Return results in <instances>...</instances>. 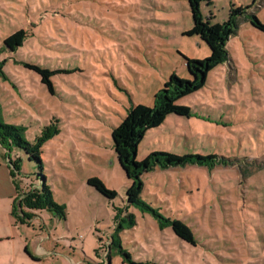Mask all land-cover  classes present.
I'll use <instances>...</instances> for the list:
<instances>
[{"label":"rangeland","instance_id":"374dc122","mask_svg":"<svg viewBox=\"0 0 264 264\" xmlns=\"http://www.w3.org/2000/svg\"><path fill=\"white\" fill-rule=\"evenodd\" d=\"M230 4L251 7L248 13L264 24V0H213L212 7H201L220 23ZM191 27L188 0H0L2 120L24 126L29 142L53 120L59 129L42 147L41 166L53 201L66 206V220L39 211L30 229L44 247L57 245L51 264H126L121 254L107 258L106 251L112 206L124 205L128 186L111 131L131 106L152 107L170 75L189 77L183 57L209 55L197 36L184 35ZM21 29L22 46L6 50L3 40ZM227 47L232 64L212 70L201 90L177 102L191 116L170 115L148 131L136 161L157 151L237 160L229 167L187 165L143 174L145 203L185 224L196 243L130 207L136 224L119 236L132 260L264 264V33L242 20ZM24 63L61 71L50 77L53 94ZM10 156L21 159L17 178L25 188L39 173L37 164L17 148ZM7 158L0 145L4 180ZM239 164L251 175L242 176ZM92 177L117 196L110 201L89 187Z\"/></svg>","mask_w":264,"mask_h":264},{"label":"trees","instance_id":"16d2710c","mask_svg":"<svg viewBox=\"0 0 264 264\" xmlns=\"http://www.w3.org/2000/svg\"><path fill=\"white\" fill-rule=\"evenodd\" d=\"M212 7L213 0H188V7L192 18V27L184 33L185 36H197L209 49V55L202 60H192L183 57L184 64L189 75L188 78H180L172 74L163 83L162 88L154 95L152 107L143 105L131 106L121 120L112 129L111 140L113 150L116 154L118 164L124 171L128 179V186L125 190V202L122 206H112V232L106 245L107 258L114 251L124 257L126 264H146L144 262L132 260L130 254L122 247L120 232L135 226L136 221L130 207L139 209L141 212H150L156 216L160 228L170 226L173 233L183 241L195 245V240L190 229L181 221L161 217L155 209L151 208L141 197L144 188L142 175L154 169H168L172 167L200 166L212 169L216 166L229 167L234 165L235 159H227L215 155H183L179 156L166 151L151 152L142 161H136L137 150L144 136L151 129L163 124L166 117L170 115L189 118L192 114L188 106L180 105L177 102L201 90L207 81L209 73L222 64L230 66L232 60L228 51V41L236 35L239 24L246 20L252 27L264 33V24L259 19L248 13L251 7H235L230 4L228 17L220 23H213V15L210 12L208 17L202 11L201 5ZM26 38L24 30H18L3 40V45L8 51H15L21 47ZM3 62H0V80H6L2 72ZM24 66L36 72L40 76L41 82L53 94V86L50 77L61 71H51L40 66L24 63ZM57 121H51L43 127L40 134L29 142L25 139V127L5 123L2 120L0 108V145L6 149L8 154L7 167L9 177L14 191L11 204V216L14 223L31 226V220L35 217L34 212L46 211L57 220H66L67 212L65 205H58L53 201L52 192L46 183V178L42 175V147L45 142L59 132ZM13 148L25 151L29 161L37 164L39 173L33 181H29L25 188L19 184L17 175L20 173L19 157L10 158L9 154ZM242 176H250L249 168L246 165H237ZM86 184L97 191L107 200H113L116 191L107 188L97 177L87 179ZM97 249L94 250L96 253ZM26 254L32 258L30 252L25 248ZM90 264V263H89Z\"/></svg>","mask_w":264,"mask_h":264},{"label":"crops","instance_id":"0c3cea01","mask_svg":"<svg viewBox=\"0 0 264 264\" xmlns=\"http://www.w3.org/2000/svg\"><path fill=\"white\" fill-rule=\"evenodd\" d=\"M11 153L9 154V156ZM11 158V156H10ZM8 159V158H7ZM2 163L0 162V170ZM7 172L9 175L8 167ZM0 174V264H51L55 257H57V245L52 243L44 247V241L39 240L38 236L34 233L33 223L31 226L21 225L14 223L11 216V204L14 197L12 190L11 179L6 178V172L2 170ZM67 212V211H66ZM39 212H34L35 217L40 216ZM32 222V220H31ZM45 229H42L44 231ZM49 239V238H48ZM25 248L36 259L30 258Z\"/></svg>","mask_w":264,"mask_h":264}]
</instances>
